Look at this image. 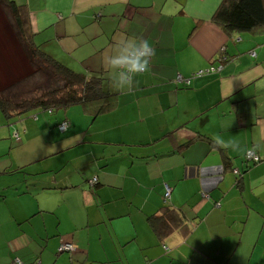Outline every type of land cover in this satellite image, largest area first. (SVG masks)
<instances>
[{"label":"crops","instance_id":"1","mask_svg":"<svg viewBox=\"0 0 264 264\" xmlns=\"http://www.w3.org/2000/svg\"><path fill=\"white\" fill-rule=\"evenodd\" d=\"M45 1L26 3L36 44L77 72H103L118 103L92 120L84 160L67 157L72 138L22 155L11 129L0 136V264H173L190 258L186 244L192 263L203 254L204 264H264V162L245 160L264 156V27L225 32L213 21L222 0ZM118 36L155 50L132 90H118L103 64ZM166 184L168 203L197 218L187 236L162 241L147 217L165 204ZM66 243L73 253L60 251Z\"/></svg>","mask_w":264,"mask_h":264},{"label":"trees","instance_id":"2","mask_svg":"<svg viewBox=\"0 0 264 264\" xmlns=\"http://www.w3.org/2000/svg\"><path fill=\"white\" fill-rule=\"evenodd\" d=\"M1 2L10 8L14 16L18 36L23 43L28 59L35 69L48 74V86L51 84L50 87H53L41 91L39 95L20 101H16L13 97L6 96L0 91V108L6 117H10L12 114L22 115L33 109H41L54 115L60 109L65 110L70 106L80 104L84 113L91 115L92 120H95L100 114L115 109L118 103V93L113 89L110 78L104 77L101 71L91 75L77 72L48 54L34 42L27 4H19L15 0H1ZM213 21L221 25L227 33L249 32L262 28L264 27V0H222L216 9ZM224 59L225 61L229 60L225 57ZM219 67L222 65L214 68L218 69ZM53 80H55V85ZM65 122L67 130L69 123ZM61 124H58L60 130ZM15 133L18 134L19 139L15 137ZM12 136L18 142L22 139L18 131H15ZM212 144L216 145L213 142ZM165 193L166 191L164 192L165 204L147 217L151 227L162 241L174 232H180L187 236L193 230L192 223L197 217L188 219L182 209L168 203L170 198H166ZM68 252L73 253L72 251ZM21 262L24 264L23 261Z\"/></svg>","mask_w":264,"mask_h":264},{"label":"rangeland","instance_id":"3","mask_svg":"<svg viewBox=\"0 0 264 264\" xmlns=\"http://www.w3.org/2000/svg\"><path fill=\"white\" fill-rule=\"evenodd\" d=\"M19 4H26L28 0H15ZM32 6H36L39 10L43 6V2L45 0H31ZM35 37V36H34ZM33 37V38H34ZM35 42V41H34ZM36 43V42H35ZM110 51V50H109ZM108 53V48L107 52ZM105 53V54H106ZM34 73V75H33ZM48 74L39 71L37 68L35 69L27 57L25 48L21 39L18 36V30L16 26V22L14 16L10 10V8L3 4L0 0V91L3 92L6 96L13 97L16 101H20L25 98H30L32 96H36L41 94V91L46 89H52L53 87L48 86ZM53 84L55 85V80H53ZM37 87L38 90H37ZM37 116V117H35ZM67 117V121L70 122L68 124L67 132L62 133L59 131L60 119ZM87 115L84 113L83 108L80 104L70 106L67 109H60L54 115L48 114L47 112L42 111L41 109H33L27 113L23 114V120H16L13 123L5 124V114L1 111L0 108V136L2 135L4 138L10 139L9 129H11L12 134L16 131H20L21 138L23 141L21 143H16L17 152L20 150V154L24 155V153L30 152L34 155L40 154L43 149L42 142L49 137L51 143L62 141L63 144H66V139H74L77 142V147L69 149L70 151L76 153H80L83 150L87 151L90 149V145H94L93 141L90 139V133L94 129V127L98 124V122L92 123V117L89 119L86 118ZM59 119V121H58ZM88 119V120H87ZM28 120L30 123L26 126L27 132L29 133L27 136L24 132V123L23 121ZM33 123H37L39 128H35ZM41 124V125H40ZM77 124V129H74L73 126ZM30 125V127H28ZM44 127H43V126ZM81 132V135H78V130ZM88 136H82L84 134V130H87ZM32 136V137H31ZM31 137V138H30ZM60 138V139H59ZM22 140V139H21ZM82 140L87 141L85 144L83 142V146L79 143ZM61 143V144H62ZM88 143V144H87ZM23 145V148H22ZM19 146V147H18ZM87 147V148H86ZM75 150V151H74ZM77 150V151H76ZM15 153V156H16ZM75 157V156H73ZM87 159V155L85 156ZM83 160H84V151H83ZM76 160L71 158L69 165V172L71 169V173L73 172V177H77L76 175ZM73 167V168H72ZM169 201V200H168ZM83 237V236H82ZM70 244V243H66ZM74 246L73 244H70ZM76 247V246H75ZM75 247H71L73 251ZM68 252V251H67ZM182 253H187L190 255V258L186 260H181L179 258L180 253H178V257H175L177 262L175 261L173 264H204V255L202 254L196 261L192 263V253L193 250L189 245H185L183 249L180 251ZM207 257V256H206ZM205 257V260L208 258ZM218 261L219 255L215 256ZM234 261V260H233Z\"/></svg>","mask_w":264,"mask_h":264},{"label":"clouds","instance_id":"4","mask_svg":"<svg viewBox=\"0 0 264 264\" xmlns=\"http://www.w3.org/2000/svg\"><path fill=\"white\" fill-rule=\"evenodd\" d=\"M155 50L147 39L118 36L113 50L103 57V64L112 72L118 90H132L135 78L150 71Z\"/></svg>","mask_w":264,"mask_h":264},{"label":"built area","instance_id":"5","mask_svg":"<svg viewBox=\"0 0 264 264\" xmlns=\"http://www.w3.org/2000/svg\"><path fill=\"white\" fill-rule=\"evenodd\" d=\"M220 68L221 67H219L218 69H215L213 67V68H210L207 71H199L196 74V76H201V75H203L205 73L214 72L216 70H220ZM66 127H67L66 122H64V123H62L60 125V128H61L62 131H65L66 130ZM15 137L17 139H19V136H18L17 133H15ZM245 159H246L247 162H251V163H254L255 164V163H260V162L264 161V156L259 155L254 150H249V151L246 152ZM233 172H234L235 175H238V176L241 174V172L238 169H236V168L233 170ZM95 180L96 179H94V181ZM165 188H166V190H165L166 191L165 197L166 198H170L171 192H172V187L170 185L166 184L165 185ZM203 196H206V194L204 193ZM71 247H74V246H72L70 244H63V245L60 246L59 249H60V251H69V250H72ZM15 264H22V262L19 259H17L16 262H15Z\"/></svg>","mask_w":264,"mask_h":264},{"label":"bare ground","instance_id":"6","mask_svg":"<svg viewBox=\"0 0 264 264\" xmlns=\"http://www.w3.org/2000/svg\"><path fill=\"white\" fill-rule=\"evenodd\" d=\"M188 83H189V81H188Z\"/></svg>","mask_w":264,"mask_h":264}]
</instances>
